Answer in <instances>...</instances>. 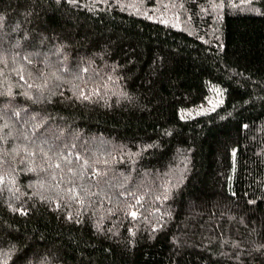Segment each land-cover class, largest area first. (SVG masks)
Returning a JSON list of instances; mask_svg holds the SVG:
<instances>
[{
	"label": "trees",
	"instance_id": "16d2710c",
	"mask_svg": "<svg viewBox=\"0 0 264 264\" xmlns=\"http://www.w3.org/2000/svg\"><path fill=\"white\" fill-rule=\"evenodd\" d=\"M0 264H264V0H0Z\"/></svg>",
	"mask_w": 264,
	"mask_h": 264
},
{
	"label": "rangeland",
	"instance_id": "374dc122",
	"mask_svg": "<svg viewBox=\"0 0 264 264\" xmlns=\"http://www.w3.org/2000/svg\"><path fill=\"white\" fill-rule=\"evenodd\" d=\"M64 69L65 68H63V71H64ZM214 95H217V97L216 98H209L207 101H206V104H204V105H202V106H200V107H197V108H194V109H192V112L191 113H195V114H197V113H202V112H205V111H208V110H210L214 105H216L218 102H219V100H220V98H219V95H220V92L219 91H217V93L216 94H214ZM189 111V110H188ZM14 134V133H13Z\"/></svg>",
	"mask_w": 264,
	"mask_h": 264
},
{
	"label": "snow or ice",
	"instance_id": "6c2138e0",
	"mask_svg": "<svg viewBox=\"0 0 264 264\" xmlns=\"http://www.w3.org/2000/svg\"><path fill=\"white\" fill-rule=\"evenodd\" d=\"M133 215H135V213H133Z\"/></svg>",
	"mask_w": 264,
	"mask_h": 264
}]
</instances>
